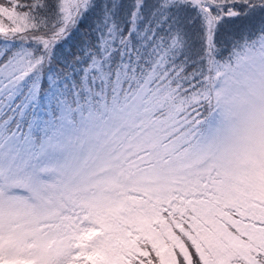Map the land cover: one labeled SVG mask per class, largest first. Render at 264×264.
<instances>
[{"label":"snow or ice","instance_id":"6c2138e0","mask_svg":"<svg viewBox=\"0 0 264 264\" xmlns=\"http://www.w3.org/2000/svg\"><path fill=\"white\" fill-rule=\"evenodd\" d=\"M123 7L0 0V264H264V0Z\"/></svg>","mask_w":264,"mask_h":264},{"label":"trees","instance_id":"16d2710c","mask_svg":"<svg viewBox=\"0 0 264 264\" xmlns=\"http://www.w3.org/2000/svg\"><path fill=\"white\" fill-rule=\"evenodd\" d=\"M132 2H133V0H121V3L124 6L122 9V13H121L122 15H123V12H126L129 10V5H131ZM148 2L150 3L151 0H148ZM97 3L98 4L103 3V0H97ZM90 19H89V21H86L85 23L90 22ZM80 27H81V30H83L85 27V24L82 23ZM81 39H82L81 33L75 32V33H73L72 39L70 41H68L67 44L63 45L62 47L63 48L72 47L74 49L75 47H77V45Z\"/></svg>","mask_w":264,"mask_h":264}]
</instances>
